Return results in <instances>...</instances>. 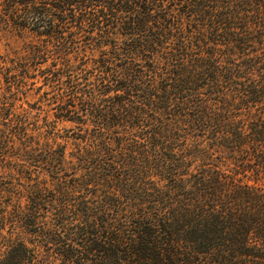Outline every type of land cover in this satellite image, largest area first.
Returning <instances> with one entry per match:
<instances>
[{"label": "trees", "instance_id": "1", "mask_svg": "<svg viewBox=\"0 0 264 264\" xmlns=\"http://www.w3.org/2000/svg\"><path fill=\"white\" fill-rule=\"evenodd\" d=\"M0 3L39 40L0 57L9 264H264V0ZM85 48L96 73L66 59ZM47 54L69 152L20 103Z\"/></svg>", "mask_w": 264, "mask_h": 264}, {"label": "rangeland", "instance_id": "2", "mask_svg": "<svg viewBox=\"0 0 264 264\" xmlns=\"http://www.w3.org/2000/svg\"><path fill=\"white\" fill-rule=\"evenodd\" d=\"M4 19V9L0 3V57L4 55L13 57L27 55L31 45L38 44L39 40L28 30H18L11 25L5 24ZM100 51H107V49L102 48L100 50L99 48H85V52L82 50H76L75 52L79 55L71 54L68 55L66 59L70 60V63L79 66L81 69L94 72L95 67L98 65L97 62L99 61ZM53 58L54 56L47 54L45 56V62H41L35 66H30V74L33 78L27 79L29 86L26 88V91L23 92L27 97L26 99L24 98L20 103L25 109L28 108V106L35 107L36 104L40 105L42 109L41 115L37 113L35 114V111L32 113L40 116L41 118L47 117L49 121H56V131L58 132L59 137H61L60 139H57V141L61 144L66 143L67 152H69L72 148L71 137L76 136L78 131L75 124L70 123L63 118H60L61 120H56L54 116L55 114L59 113V110L56 109V106L59 105V103L65 102L64 98L60 102V98L64 96L63 93L67 91V88L63 85L65 80L64 78H62L59 83L52 81L54 79L51 76H48V80L45 78L46 74L43 72L56 71L55 67L58 68L61 66L58 63L57 66L52 67L54 62ZM93 61H95V65ZM53 98L56 100V102H54L55 104H52ZM54 107L55 110L52 109ZM5 231L3 233H5ZM22 237L25 239V241H28V238L24 233H22ZM17 244L18 243H0V264H9V259L13 255V253L10 251V247L13 246L14 249L17 250V247H15ZM85 255H87L89 258H96V256H93L95 255V252L88 254L85 253ZM52 257L53 256H48V254L44 253L39 259V263L46 264L51 262L50 264H52L55 262L54 260L52 261ZM81 257H84V255Z\"/></svg>", "mask_w": 264, "mask_h": 264}]
</instances>
